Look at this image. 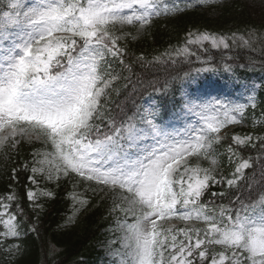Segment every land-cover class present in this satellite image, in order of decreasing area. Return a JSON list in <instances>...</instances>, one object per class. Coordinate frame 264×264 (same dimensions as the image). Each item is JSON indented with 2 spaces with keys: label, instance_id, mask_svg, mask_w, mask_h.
Here are the masks:
<instances>
[{
  "label": "snow or ice",
  "instance_id": "obj_1",
  "mask_svg": "<svg viewBox=\"0 0 264 264\" xmlns=\"http://www.w3.org/2000/svg\"><path fill=\"white\" fill-rule=\"evenodd\" d=\"M218 2L185 0L181 6L179 0H0V133L8 130L0 136V150L16 149L17 137L41 142L22 166L37 186L27 190L34 205L39 196L55 195L39 188L37 177L59 182L74 174L102 186L99 191L113 192L110 212L116 215L110 231L115 238L108 242L113 264H264V182L255 179L259 166L264 181V136L233 135L225 152L217 148L223 130L242 123L247 109L257 107L254 91L238 77L248 93L246 103L185 87V82L195 83L193 72L216 71L210 66L165 80L160 87L154 81L133 83L131 75L121 77L112 70L115 60L121 71L132 72L120 44L135 39L126 28L139 33L161 16ZM248 36L239 41L251 48L255 33ZM230 41L237 43V34L189 32L184 46L151 61L143 55L137 59L142 66L176 65L196 56L189 45L204 48L207 43L227 50ZM197 60L211 63L199 56ZM223 70L235 76L231 64L225 63ZM121 79L133 94L151 87L169 101L136 105L133 99L132 114L118 120L108 105L119 94ZM176 82L178 89L173 88ZM258 146L256 156L241 154ZM225 155L231 169L227 176L221 173ZM15 173L13 169L14 179ZM256 187L262 190L254 199L236 195ZM230 194L234 199L228 204L216 203ZM71 198L77 200L75 194ZM16 199L15 192L0 198V243L20 237L17 212L22 209L17 204V212L10 211ZM174 220L185 226L161 223ZM19 250V245L6 249Z\"/></svg>",
  "mask_w": 264,
  "mask_h": 264
},
{
  "label": "trees",
  "instance_id": "obj_2",
  "mask_svg": "<svg viewBox=\"0 0 264 264\" xmlns=\"http://www.w3.org/2000/svg\"><path fill=\"white\" fill-rule=\"evenodd\" d=\"M193 12L184 11L174 17H162L154 20L152 28L148 29L145 34L135 35L126 40V54L124 56L125 64L128 62L135 70H148L146 66H142V62L138 61V57L143 55L146 61H151L153 57L159 56L165 51L177 47L179 44L186 42L189 32H209L216 35H232L233 29L254 30L255 34L264 31V11L257 10L251 3L246 0L243 2L238 0L224 1L219 6H209V9L192 10ZM209 53H218L209 45H205ZM258 59L264 60V45L262 48L254 52ZM130 57V58H129ZM236 61L240 66L245 65L246 72L254 73L264 79V62L254 60L252 52L249 50H239L235 53ZM240 57H248L249 62L240 61ZM122 65L118 61H112V69L120 70L121 77L129 75L127 71H121ZM133 83L139 79L135 77V71L131 74ZM119 86V94H113L111 104L123 108V111H134L135 106L132 103L134 99L136 105H140L142 98H152V94L146 93L143 97L135 99L138 92L131 93L130 87H123L124 81L121 79L117 82ZM177 85V84H176ZM173 86L178 89V86ZM132 95V98L130 97ZM156 99L161 105L168 103L169 97L158 95ZM263 104L258 108L261 122L259 127H263L260 131H254V136L264 135V95ZM230 143H226V147ZM42 147L41 142L33 141L32 143H23L18 145L16 149L7 147L5 151L0 152V194L5 191H14L22 206L29 209V202L26 195L28 190V177L30 173L23 170L24 163L31 160V153L34 149ZM223 152L225 147L222 146ZM259 149V146L257 147ZM252 149V148H250ZM224 168H227L226 155L221 157ZM13 169H16L15 179L13 178ZM74 178L73 174L65 180H60L57 185H53L47 181L40 180L41 185L51 190L55 195L54 198H47L48 201L43 205L44 208L38 216L41 227L37 234L25 236L23 243L22 256L15 260L12 264H41L42 257L48 254L47 248L52 245L56 250L54 257L50 254L47 256V264H95L97 263L100 252L95 249V243L100 238V231L107 225L109 218L103 215L106 206L93 210L92 213L85 217L77 225L70 229L62 230V218L70 210L69 193L70 188L78 186L76 181L68 182ZM71 185V186H70ZM69 213V212H68ZM61 226V227H60ZM60 227V228H59ZM62 228V229H61ZM65 229V228H64ZM52 258V259H50Z\"/></svg>",
  "mask_w": 264,
  "mask_h": 264
},
{
  "label": "rangeland",
  "instance_id": "obj_3",
  "mask_svg": "<svg viewBox=\"0 0 264 264\" xmlns=\"http://www.w3.org/2000/svg\"><path fill=\"white\" fill-rule=\"evenodd\" d=\"M253 3H254V5L257 4V6L259 8H263L264 7V0H254ZM241 44L242 43H240V45ZM222 51H223L222 56L223 57H226L223 61H226L228 59L229 55H228V53L226 52L225 49H221V52ZM225 53H227V56H226ZM221 59L222 58H221V55H220V60ZM206 67H209V66H206ZM190 85L195 86L194 88H192L190 90L199 91L200 93H203L206 96L216 97V98L221 99V100H231L233 102H238V103H246V97H247V94L248 93L246 94V93L241 92V91H238L236 89L235 90H232L231 86H229V85H224L223 86L221 84L218 85V84H215L213 82L212 83H208L207 82V83L201 84V86H198L195 83H186L185 84V87H188L189 88ZM157 87H159V85H157ZM142 88L147 89V88H151V87H142ZM7 131L8 130H5L4 133H0V136L7 134ZM17 139H19L20 141L23 140L20 137H17ZM98 187L100 189L102 186L98 185ZM99 192H100V195H102V196L103 195L105 196L108 193L107 192V188H105L104 191H99ZM2 197H5V196H2L1 195L0 198H2ZM112 203H114V200H112ZM15 210L17 211V208L16 207H11L10 208V211H12V212H16ZM180 222L181 221H179V223ZM161 223H163V221ZM33 227H35V226L33 225ZM2 230H3V228H2V226H0V231H2ZM114 238H115V236H114ZM9 239H13V238H9ZM108 242L109 241H107L105 243L106 246L108 245ZM6 243H7L6 240H4L3 243H0V253H1L2 256L4 255V256H6L10 260V259H12L14 257L15 253L14 252L10 253V252L6 251V249L9 247ZM114 247H118V245H114ZM51 250L49 248L47 249L48 252H53L54 248L52 247ZM108 251L109 250L106 251V256H105V258L108 261L104 262L103 264H113L112 260L110 259L109 255H108ZM165 256L167 257V253H165ZM45 262H46L45 259H43L42 263L43 264H46Z\"/></svg>",
  "mask_w": 264,
  "mask_h": 264
}]
</instances>
